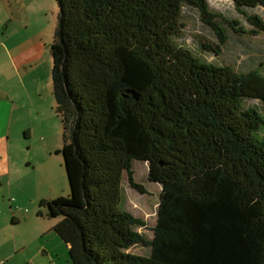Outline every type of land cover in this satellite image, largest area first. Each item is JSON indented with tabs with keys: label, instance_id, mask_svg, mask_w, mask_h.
<instances>
[{
	"label": "trees",
	"instance_id": "16d2710c",
	"mask_svg": "<svg viewBox=\"0 0 264 264\" xmlns=\"http://www.w3.org/2000/svg\"><path fill=\"white\" fill-rule=\"evenodd\" d=\"M55 2L51 82L69 194L38 206L58 218L52 230L71 262L127 264L141 245L157 264H264V116L242 103L264 106V73L203 60L173 39L193 8L216 37L202 47L218 56L264 33V0H230L244 24L209 0ZM134 161L161 187L151 239L120 208L124 173L146 191Z\"/></svg>",
	"mask_w": 264,
	"mask_h": 264
},
{
	"label": "rangeland",
	"instance_id": "374dc122",
	"mask_svg": "<svg viewBox=\"0 0 264 264\" xmlns=\"http://www.w3.org/2000/svg\"><path fill=\"white\" fill-rule=\"evenodd\" d=\"M5 1L0 0V4ZM209 4L213 11L228 17L237 16L236 18L243 22L242 17L234 11L230 0H209ZM26 6L32 23H36L46 35V39L51 40L58 12L55 0H27ZM254 12L260 13V10L255 9ZM182 14L184 27L180 35L173 38L175 43L188 48L203 60L230 64L242 72L257 68L264 73V33L252 37L245 36L242 42H228L222 52L216 56L202 47V44L216 42V37L212 30L201 22L198 12L193 8H183ZM242 103L243 107L257 108L264 116V106L259 100L244 99ZM25 127L16 137L18 144L13 148L12 156L13 162L15 161L17 165L13 166L11 187L4 192V204L7 210L11 205L10 212L19 219L17 223L12 224V227L6 229L5 235L6 233L8 235L6 246L11 238L13 249L16 244L26 248L13 250L12 262L9 264H25L26 257L29 259L30 255L35 256L32 264H73L67 245L52 230L58 218L46 217V209L38 206L43 198L53 199L58 196L66 197L69 194L62 154L59 151L62 147V125L56 114L55 105L51 114L44 118L43 124ZM28 127H32V130ZM26 129L30 130L28 138L24 134ZM15 130L16 128L14 134ZM26 132L29 134L27 130ZM262 136L264 137V132ZM27 162L30 163L29 167H26ZM133 171L135 181L142 184L146 191L141 194L134 190L124 173L121 181L120 208L142 218L146 225L138 228V231L146 239H151L161 187L160 184L148 180L146 162L134 161ZM39 210L42 212L41 216L38 215ZM2 216L4 215H0ZM5 217L11 224V215L5 214ZM1 248L3 246L0 247V252ZM126 253L127 264H157L151 262L150 248L147 246H132L126 250Z\"/></svg>",
	"mask_w": 264,
	"mask_h": 264
},
{
	"label": "crops",
	"instance_id": "0c3cea01",
	"mask_svg": "<svg viewBox=\"0 0 264 264\" xmlns=\"http://www.w3.org/2000/svg\"><path fill=\"white\" fill-rule=\"evenodd\" d=\"M26 5L27 0H6L0 4V215H4L0 217V247L3 246L0 264L12 262L13 250L26 248L14 243L13 249L11 238L6 246L8 235H5L7 227L14 224L13 219L15 223L19 220L10 212L11 205L8 212L4 204V192L11 187L13 166L17 165L12 156L18 144L17 134L26 125L43 124L55 105L51 82L52 39L47 40L41 28L32 23ZM5 214L11 215V224ZM34 258V255L26 257L25 264H32Z\"/></svg>",
	"mask_w": 264,
	"mask_h": 264
}]
</instances>
